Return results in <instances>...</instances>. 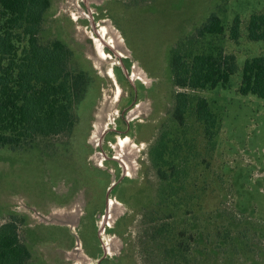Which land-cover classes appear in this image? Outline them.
Returning a JSON list of instances; mask_svg holds the SVG:
<instances>
[{"label":"rangeland","instance_id":"374dc122","mask_svg":"<svg viewBox=\"0 0 264 264\" xmlns=\"http://www.w3.org/2000/svg\"><path fill=\"white\" fill-rule=\"evenodd\" d=\"M255 14L264 0H53L40 40L85 58L99 92L72 134L30 152L0 149V226L18 224L28 264H264V100L239 93L245 62L264 57V42L248 38ZM212 15L224 34L197 40ZM191 40L235 58L228 86H174L170 53L188 54ZM179 92L191 97L184 126L173 118ZM198 98L217 118L212 137ZM166 133L163 182L151 151ZM127 137L130 177L116 159Z\"/></svg>","mask_w":264,"mask_h":264},{"label":"trees","instance_id":"16d2710c","mask_svg":"<svg viewBox=\"0 0 264 264\" xmlns=\"http://www.w3.org/2000/svg\"><path fill=\"white\" fill-rule=\"evenodd\" d=\"M52 7L53 0H0V149L30 152L39 147L40 139L72 134L79 126L80 110L99 92L100 77L85 58L60 39L41 42ZM247 31L251 41L264 42V15H253ZM224 32L221 19L212 15L197 30V40ZM230 36L235 41L240 38L239 18ZM195 41H190L188 54L186 50L183 55L182 48L170 53L174 86L191 91L228 86L237 72L235 58L200 51ZM239 93L264 100L263 56L245 62ZM190 102L186 92L175 96L173 118L180 126L185 124ZM196 113L206 134L214 136L217 118L206 99H197ZM167 136L169 133L151 151L163 182L171 177L163 170L168 164V146L164 145ZM31 257L29 248L20 240L18 224L11 219L0 226V264H28Z\"/></svg>","mask_w":264,"mask_h":264},{"label":"flooded vegetation","instance_id":"af4514ba","mask_svg":"<svg viewBox=\"0 0 264 264\" xmlns=\"http://www.w3.org/2000/svg\"><path fill=\"white\" fill-rule=\"evenodd\" d=\"M137 78L138 77H136V80H140L144 84H147V82H145V79L144 80L143 79L141 80V79H137ZM128 140H129L128 137L127 138H122V139H120L119 143H117V148L120 149V155H119V157H116V159H120V160L123 161L124 166H125V169L127 171V176L130 177L131 172H132V168H131V170H129L127 168V166H126V163L124 162V160H126L127 157H129V155H131V153H128ZM110 201H109V208H110ZM110 212H111V209H110ZM109 219H110V213H109V216L106 217L105 218V221H103V222H104V225H106L107 227L112 228V226H113V220H112V223H110V220Z\"/></svg>","mask_w":264,"mask_h":264},{"label":"bare ground","instance_id":"6f19581e","mask_svg":"<svg viewBox=\"0 0 264 264\" xmlns=\"http://www.w3.org/2000/svg\"><path fill=\"white\" fill-rule=\"evenodd\" d=\"M108 76H109L110 78H112V73H111V74H108ZM109 126H110V125H107V124H106V125L104 126L103 129L106 130V129L109 128ZM95 136H97V133H95ZM110 206H111L110 208H112V206H114L113 202H112V203L110 202ZM108 208H109V203H108ZM110 208H109V210H110ZM110 240H111V239H110ZM110 244H112V240L107 244L108 247L110 246ZM105 246H106V245H105Z\"/></svg>","mask_w":264,"mask_h":264},{"label":"water","instance_id":"95a60500","mask_svg":"<svg viewBox=\"0 0 264 264\" xmlns=\"http://www.w3.org/2000/svg\"><path fill=\"white\" fill-rule=\"evenodd\" d=\"M114 186H115V184H112V186L110 187L109 191H111Z\"/></svg>","mask_w":264,"mask_h":264}]
</instances>
